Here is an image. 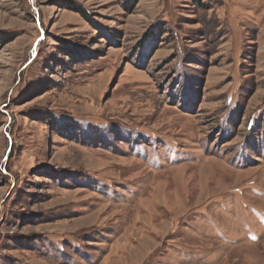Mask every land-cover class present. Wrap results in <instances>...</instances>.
Here are the masks:
<instances>
[{
    "label": "rangeland",
    "instance_id": "374dc122",
    "mask_svg": "<svg viewBox=\"0 0 264 264\" xmlns=\"http://www.w3.org/2000/svg\"><path fill=\"white\" fill-rule=\"evenodd\" d=\"M0 264H264V0H0Z\"/></svg>",
    "mask_w": 264,
    "mask_h": 264
}]
</instances>
